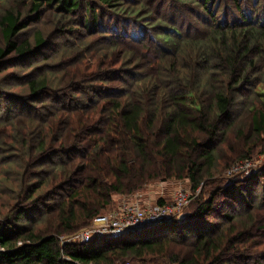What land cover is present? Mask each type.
<instances>
[{"label": "trees", "instance_id": "obj_1", "mask_svg": "<svg viewBox=\"0 0 264 264\" xmlns=\"http://www.w3.org/2000/svg\"><path fill=\"white\" fill-rule=\"evenodd\" d=\"M144 1L19 0L27 8L24 15L16 9L0 15V73L48 47L41 32L25 35L30 23L48 12L64 23L72 21L80 38L95 35L106 47L102 52L99 47L92 73L72 76L67 93L49 91L47 73L24 77L15 68L3 77L25 84L28 94L19 98L0 92V112L11 111L13 101L21 110L28 99L50 98L51 115L65 111L71 116L64 132L51 127L53 137L41 135L27 148L38 170L26 164L19 171L12 202L0 210V264L264 263V212L254 207L264 167L252 172L258 178L236 187L217 179L209 198L197 200L186 217L119 238L61 242L110 210L111 194L132 193L150 180L171 178H187L195 191L200 174L214 177L216 145L225 141L236 102L246 90L242 103L252 115V131L264 137V109L252 103L257 99L264 105V86L261 91L256 87L264 83V0H158L154 11ZM161 9H166L163 16ZM174 10L180 12L178 19L170 13ZM57 26L66 31L63 24ZM67 99L70 109H59ZM239 136L244 137L242 131ZM43 188L42 198L35 197ZM217 196L223 199L219 206L236 201L243 209L246 220L239 229L231 226L241 218L235 212L220 215L228 224L225 233L219 223L207 222ZM259 205L264 210V203ZM35 211L40 217L52 215L41 230Z\"/></svg>", "mask_w": 264, "mask_h": 264}, {"label": "rangeland", "instance_id": "obj_2", "mask_svg": "<svg viewBox=\"0 0 264 264\" xmlns=\"http://www.w3.org/2000/svg\"><path fill=\"white\" fill-rule=\"evenodd\" d=\"M144 3L154 11L159 2L158 0H145ZM24 6L25 5L19 4V0H2L0 2V15L10 9L21 11L24 15L27 9L24 8ZM160 11L163 16L166 9H161ZM170 13L176 19H178V15H180V12L176 10ZM187 16L189 15L187 14ZM58 17L48 12L42 15L37 22L30 23V29L25 33L26 37H32L33 33L41 32L47 37L48 47L41 49L40 55H34L32 58L23 60L16 67L12 65L5 66L0 73V85L2 86L0 92L14 94L15 97L18 96L19 98H27L28 90L25 84L15 85L13 81L3 79L6 74L15 68L23 70L22 75L24 77L33 72L37 74L47 73L48 85L50 87L49 91L63 89L62 93H67L64 89H67V84L71 81L73 75L93 72L96 67L94 62L96 61V54L98 55L99 47L101 52L103 48L105 50L106 47L95 35L87 36L83 33L82 38H80L79 34L81 31H75L77 27L72 25V21H65L66 23H64V21L60 20ZM58 24L64 25L66 29L64 33L61 32L62 29L58 28ZM115 59H117V56H115ZM122 61L123 59L116 65L120 66ZM261 86H264V83L257 85V90L260 89L261 91ZM248 92L249 91L246 90L243 93L244 97L236 102V104L239 105L234 111V124L228 130L225 141L216 145L218 147L214 155L216 165L213 166L211 170L214 177H207L206 173L200 174L202 175L201 185L195 191L192 190L187 178H171L168 180H150L142 185L139 190L132 193L111 194L110 204L108 206V209H111L104 212L102 211L101 214L98 215V217H104V220L97 221L95 217L89 226L84 227L86 228L85 230H83V228L77 229V231L81 229L83 231H79L80 233L78 232V235L76 233V236L61 237V242H71L74 237L80 236L85 232L91 234L90 239L96 238L97 236L109 238L110 235L108 234L111 233H117L115 236H118L124 232L128 233L142 229L140 227L146 228L153 224L168 221L170 218H180L182 215L186 217L195 206L197 200L202 202L209 198L208 194L210 190L218 184L217 179L220 178L221 184H226L227 186L233 181L231 186L236 187L240 182L245 183L258 178L254 176L256 173L253 174L252 172H254L256 168L260 171L264 167V137L262 136L263 134L257 135L252 131V115L251 113H249V115L247 113V103H242L247 97ZM0 97L2 96L0 95ZM68 99L58 104V108H62L61 105H63V108L70 109V102H68L70 99ZM2 102H4V100H2ZM252 103L264 109V105H261L257 99H252ZM49 104H52L50 98H43L41 101H32L28 99L26 104L27 107L25 106L27 113H22L25 111V107L19 110V107H17L19 105L13 101L11 102V111L9 110L10 107H7L3 112H0V210H4L2 206L6 203L12 202L11 199L13 198L14 187L19 184L20 177H17L19 171H21L26 164L31 166L32 171L38 170V167H34V161L36 160L29 157L27 153L28 146H35L40 140L39 137L41 135V138L45 140L48 139V135H53L52 128L55 126H57V132L59 134L65 131V124L70 126L69 123H67L70 120V112L64 111V113H60L58 111L59 113L51 115L49 112ZM30 112H32V114H30ZM51 119L56 120V125L49 126L46 124L48 120ZM237 131H242L244 137H237ZM57 132H54L56 136L58 135ZM258 136L260 137L259 139ZM24 144L26 146H24ZM245 155L247 159L244 160L242 158ZM35 156L36 155H34V158ZM30 177L27 176L28 182L33 181ZM245 178L248 179V181H245ZM52 181L48 184L53 185L54 183H52ZM258 183L259 185L255 192L258 203L254 207L255 211H259V213L263 214L264 210L262 207L260 208L259 203H264V178H260ZM250 190H252V185H250ZM46 192V189L43 188L42 194H37L35 197L42 198V195ZM252 197L254 198V195H252ZM222 200L220 196L216 197L215 201L212 203L214 210L207 216V222L210 224L211 222L219 223V225L225 228V233L228 224L224 225V219H220V215L226 212L227 214L235 212L234 214H240L241 218L231 222V226L239 229L241 221L244 222L246 220L242 214L243 209L236 201L234 202L235 204L229 201V206H219L222 204ZM248 200L252 202L250 197H248ZM158 201L163 202L164 206L159 207L157 205ZM51 204H54L55 207L57 206L56 201H52ZM176 204L179 209L173 213L172 211L176 210ZM164 207L167 209L166 214L161 212L164 209H159ZM56 211L57 209L54 212ZM34 213H36L34 214L36 227L41 230L44 228L42 226H44L47 220L51 219L52 215L45 213L40 217L38 211ZM161 214L162 216H160ZM38 217L42 218L39 223ZM150 219L153 220V222H150ZM118 228H122L124 231L116 232L115 230ZM135 263L136 262H133V264Z\"/></svg>", "mask_w": 264, "mask_h": 264}, {"label": "built area", "instance_id": "obj_3", "mask_svg": "<svg viewBox=\"0 0 264 264\" xmlns=\"http://www.w3.org/2000/svg\"><path fill=\"white\" fill-rule=\"evenodd\" d=\"M164 206V205H163ZM163 206H159V207H163ZM159 209H164V210H162L161 212L162 213H164V214H166V212H167V209H165V207L164 208H159ZM175 211H172L173 213H175L176 211H177V209H179V208H177V204H176V207H175ZM172 212H170V213H172ZM178 214H180V213H178ZM178 214H176V215H178ZM160 216H162V214L160 215ZM159 216V217H160ZM175 216V215H174ZM151 219H153V218H151ZM150 219V222H153V220H151ZM96 220L98 221H101V220H104V217H96ZM140 228H142V227H140ZM116 232H118V231H120V232H123L124 230L122 229V228H118V229H116L115 230ZM128 232V231H127ZM126 232H124V233H122V234H120V235H118V236H115L117 233H111V234H108V235H110L109 236V238H119L120 236H122L123 234H125ZM78 235V234H77ZM108 235H105V236H108ZM76 236V235H75ZM90 237H91V234L90 233H88V232H85V233H82L80 236H77V237H74L73 238V240L71 241L72 243H86V242H88L89 240H91L90 239ZM98 238H100V236H97ZM68 242H70V241H66V242H63V244H65V243H68Z\"/></svg>", "mask_w": 264, "mask_h": 264}, {"label": "bare ground", "instance_id": "obj_4", "mask_svg": "<svg viewBox=\"0 0 264 264\" xmlns=\"http://www.w3.org/2000/svg\"><path fill=\"white\" fill-rule=\"evenodd\" d=\"M230 176V175H229ZM79 234V233H78Z\"/></svg>", "mask_w": 264, "mask_h": 264}]
</instances>
